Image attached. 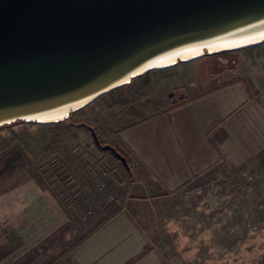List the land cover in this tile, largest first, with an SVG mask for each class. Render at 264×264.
Segmentation results:
<instances>
[{
    "label": "rangeland",
    "instance_id": "1",
    "mask_svg": "<svg viewBox=\"0 0 264 264\" xmlns=\"http://www.w3.org/2000/svg\"><path fill=\"white\" fill-rule=\"evenodd\" d=\"M263 49L238 50L230 65L207 55L139 82L155 98L178 85L199 92L208 80L255 68ZM91 107L56 124L0 128V264H75L77 248L125 201L169 264H264V153L241 164L221 162L165 193L133 186L126 192L125 184L113 183L115 173L87 178L82 163L55 144L78 137L68 126L77 128L71 122Z\"/></svg>",
    "mask_w": 264,
    "mask_h": 264
},
{
    "label": "water",
    "instance_id": "2",
    "mask_svg": "<svg viewBox=\"0 0 264 264\" xmlns=\"http://www.w3.org/2000/svg\"><path fill=\"white\" fill-rule=\"evenodd\" d=\"M263 43L264 0H0V126L56 124L149 71Z\"/></svg>",
    "mask_w": 264,
    "mask_h": 264
},
{
    "label": "crops",
    "instance_id": "3",
    "mask_svg": "<svg viewBox=\"0 0 264 264\" xmlns=\"http://www.w3.org/2000/svg\"><path fill=\"white\" fill-rule=\"evenodd\" d=\"M258 55L255 68L208 80L199 92L178 85L155 98L146 91L150 85L139 82L149 71L84 107L93 106L82 121L94 127L101 143L126 157L129 169L109 151L98 150L86 128L68 126L78 137L59 138L55 144L82 163L87 178L115 173L113 183L118 188L125 184L126 192L133 186L165 193L221 162L244 163L264 153V49ZM126 203L77 248L75 264H169Z\"/></svg>",
    "mask_w": 264,
    "mask_h": 264
},
{
    "label": "trees",
    "instance_id": "4",
    "mask_svg": "<svg viewBox=\"0 0 264 264\" xmlns=\"http://www.w3.org/2000/svg\"><path fill=\"white\" fill-rule=\"evenodd\" d=\"M236 51H229V52H223V53H218V54H213L212 56H216V57H220V58H224V59H226V62H224L226 65H230L231 63H232V61H233V59H232V54L233 53H235ZM238 52V51H237ZM68 119V118H67ZM66 120V119H65ZM19 122H22V121H16V122H13V123H11V124H9V125H12V124H15V123H19ZM71 124L72 125H74V126H81V127H84L85 128V126L86 125H89L87 122H84V121H80V122H77V123H72L71 122ZM5 126H8V124H4V125H2V126H0V128H2V127H5ZM93 127V126H92ZM94 128V127H93Z\"/></svg>",
    "mask_w": 264,
    "mask_h": 264
},
{
    "label": "built area",
    "instance_id": "5",
    "mask_svg": "<svg viewBox=\"0 0 264 264\" xmlns=\"http://www.w3.org/2000/svg\"><path fill=\"white\" fill-rule=\"evenodd\" d=\"M102 175L104 176L105 175V172ZM98 185L99 186H104V183H101V182L99 183V181H98ZM108 199H113V196L112 195L108 196Z\"/></svg>",
    "mask_w": 264,
    "mask_h": 264
}]
</instances>
